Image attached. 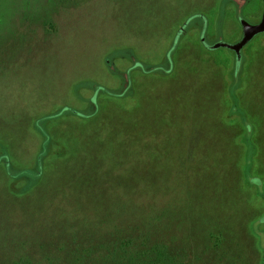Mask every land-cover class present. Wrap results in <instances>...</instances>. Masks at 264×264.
I'll use <instances>...</instances> for the list:
<instances>
[{
  "label": "rangeland",
  "instance_id": "obj_1",
  "mask_svg": "<svg viewBox=\"0 0 264 264\" xmlns=\"http://www.w3.org/2000/svg\"><path fill=\"white\" fill-rule=\"evenodd\" d=\"M261 12L0 0V264H96L133 237L159 264H264V33L237 66L201 41Z\"/></svg>",
  "mask_w": 264,
  "mask_h": 264
},
{
  "label": "trees",
  "instance_id": "obj_2",
  "mask_svg": "<svg viewBox=\"0 0 264 264\" xmlns=\"http://www.w3.org/2000/svg\"><path fill=\"white\" fill-rule=\"evenodd\" d=\"M142 234L146 238L147 231H143ZM136 238L137 237L129 238L120 244L110 243V245L108 246L98 244V247L101 248L100 253H103L104 256L101 257L99 255V260L98 262H96V264H159L162 253L156 248L158 247V245H131L132 241H134ZM60 248L61 246L59 247V249ZM74 248L77 251L80 249L81 251H84V253L88 252V250L81 248L78 244H76ZM52 262V259L46 261L47 264H52ZM24 263L28 264L30 263V261H15V264ZM78 263L89 264V261L78 260Z\"/></svg>",
  "mask_w": 264,
  "mask_h": 264
},
{
  "label": "water",
  "instance_id": "obj_3",
  "mask_svg": "<svg viewBox=\"0 0 264 264\" xmlns=\"http://www.w3.org/2000/svg\"><path fill=\"white\" fill-rule=\"evenodd\" d=\"M262 3V12L260 19L257 22H248L245 19H240L239 23L241 26V36L234 43H226L223 41L215 42L213 45H207L205 43L204 37L201 36V41L203 45L210 49L225 48L231 50L235 54L236 66L240 59V51L242 48L249 43L257 35L264 33V0H260Z\"/></svg>",
  "mask_w": 264,
  "mask_h": 264
},
{
  "label": "flooded vegetation",
  "instance_id": "obj_4",
  "mask_svg": "<svg viewBox=\"0 0 264 264\" xmlns=\"http://www.w3.org/2000/svg\"><path fill=\"white\" fill-rule=\"evenodd\" d=\"M259 19H260V18H259ZM259 19H258V20H259ZM246 21H248V20H246ZM248 22H249V21H248ZM255 22H257V21H255ZM250 23H251V22H250ZM240 52H241V51H240ZM233 53H234V52H233ZM234 56H235V54H234Z\"/></svg>",
  "mask_w": 264,
  "mask_h": 264
}]
</instances>
